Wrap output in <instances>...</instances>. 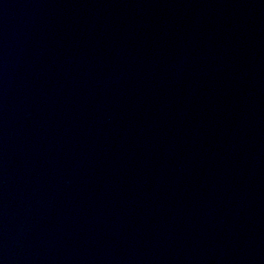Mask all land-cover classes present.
<instances>
[{"label":"water","instance_id":"95a60500","mask_svg":"<svg viewBox=\"0 0 264 264\" xmlns=\"http://www.w3.org/2000/svg\"><path fill=\"white\" fill-rule=\"evenodd\" d=\"M0 264H264V0H0Z\"/></svg>","mask_w":264,"mask_h":264}]
</instances>
